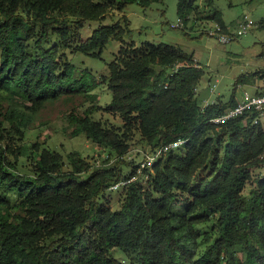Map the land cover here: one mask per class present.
Returning <instances> with one entry per match:
<instances>
[{
  "label": "trees",
  "instance_id": "1",
  "mask_svg": "<svg viewBox=\"0 0 264 264\" xmlns=\"http://www.w3.org/2000/svg\"><path fill=\"white\" fill-rule=\"evenodd\" d=\"M161 1L0 0V264H121L117 250L137 252L139 264H264V127L256 116L210 123L238 99L202 105L196 89L204 71L173 45L123 46L101 74L74 64L78 53L101 58L128 31L119 21L84 36L89 22ZM205 1L211 20L230 34L214 0ZM197 9L198 0H179L185 23ZM258 28L264 32V20ZM103 85L112 101L70 112L73 136L85 134L120 156L133 149L135 132L148 145L144 152L187 141L144 170L148 180L123 186L116 210L106 193L138 175L140 162L95 167L80 154L65 161L33 144L31 173L24 174L16 156L28 147L26 129L43 109L74 97L97 99L94 91ZM102 109L123 126L95 120ZM208 223L211 231L203 228Z\"/></svg>",
  "mask_w": 264,
  "mask_h": 264
},
{
  "label": "rangeland",
  "instance_id": "2",
  "mask_svg": "<svg viewBox=\"0 0 264 264\" xmlns=\"http://www.w3.org/2000/svg\"><path fill=\"white\" fill-rule=\"evenodd\" d=\"M179 0H163L153 3L150 7L144 8L139 4H130L124 12L116 11L111 18L105 21H92L82 30L84 36H90L93 31L101 26H112L121 22L127 33L122 40H112L104 49L101 58H94L81 53L74 56V64L79 69H90L96 74L107 70V66L119 54L124 46L129 48L134 44L141 47L143 44L154 45L168 44L181 49L186 54L194 56L197 64L204 71V76L198 86L196 93L202 105L230 100L235 94L241 98L244 92L250 94L264 91V56L263 43L264 32L258 26L264 20V0H214L213 7L223 14V19L231 34L235 35L233 41L223 44L216 37L208 34L209 29L214 26L211 17L212 9L205 0H198L197 12L187 23L178 27L181 16L178 13ZM116 5V4H114ZM123 15L129 19L126 26ZM253 23V28L246 34L241 33V25L245 18ZM240 83H237V82ZM216 85L214 91L211 88ZM94 93L98 94L97 99L83 100L82 97L65 99L56 104L48 105L30 122L26 129L25 144L28 146L20 156L19 171L24 174L31 173L33 154L29 146L39 144L41 149H50L60 152L65 161L70 153L80 154L89 162L95 160L98 148L88 141L85 134L73 136V128L70 127L68 114L73 110L82 113L86 107L97 104L103 109L112 101V94L106 85H103ZM85 103V106H82ZM94 113L95 120H102L104 123L122 127L123 121L116 115L107 113L105 110ZM264 127V121H263ZM131 144L136 164L143 160V153L148 146L141 138L139 132H135ZM10 160L15 157L8 155ZM128 170L127 165H123ZM70 170V165L64 167ZM145 188L147 182L142 181ZM253 185H248L244 191L246 197L250 196ZM12 202L17 201V196L9 194ZM121 188L110 190L106 193L114 210L121 206ZM17 211V209H15ZM213 223L203 225L206 231H211ZM216 238L217 232H214ZM203 245L202 248H205ZM115 257L121 264H139L140 257L137 252L124 250L115 251ZM225 262V260H224Z\"/></svg>",
  "mask_w": 264,
  "mask_h": 264
},
{
  "label": "built area",
  "instance_id": "3",
  "mask_svg": "<svg viewBox=\"0 0 264 264\" xmlns=\"http://www.w3.org/2000/svg\"><path fill=\"white\" fill-rule=\"evenodd\" d=\"M248 17L245 18V23L241 25V33L246 34L253 28V23L251 21L247 20ZM183 20L179 19V25L178 27L183 25ZM208 34L210 36L216 37L219 42L223 44L230 43L234 40L235 35L234 34H226L222 33L219 25L217 23L214 24V26L209 29ZM216 88V85H214L211 88V91H214ZM198 89V88H197ZM196 89V91H197ZM205 105H209L206 103ZM254 115L256 116L254 123L255 124H262L264 121V91L260 93L250 94L249 92H244L241 99H239L238 104L230 109L227 113L223 114L222 116L213 118L210 120V123L212 124H225L227 121L240 117V116H249ZM186 140H179L177 142H174L172 144L163 146L156 150L155 152H144L143 153V160L140 162V167L138 168V175L133 176L129 180H123L118 182L117 184L113 185L110 190H117L122 188L123 186L128 185L129 183L133 181H137L138 179L142 178L144 176L145 180L149 179L148 174H144V170L148 169L151 170L154 163L157 162L163 155H165L167 152H169L172 149H176L183 144H185ZM98 153L95 156V160L93 161L95 167H103V166H110L114 164L118 160H128L132 161L134 160V152L138 153L137 150H130V152L124 156H120L119 154H111L109 151L98 148Z\"/></svg>",
  "mask_w": 264,
  "mask_h": 264
},
{
  "label": "crops",
  "instance_id": "4",
  "mask_svg": "<svg viewBox=\"0 0 264 264\" xmlns=\"http://www.w3.org/2000/svg\"><path fill=\"white\" fill-rule=\"evenodd\" d=\"M238 99V98H237ZM239 99H241V98H239ZM239 99H238V101H239Z\"/></svg>",
  "mask_w": 264,
  "mask_h": 264
}]
</instances>
